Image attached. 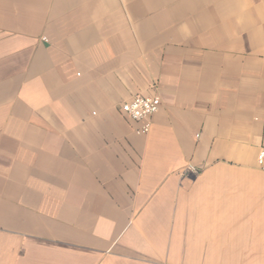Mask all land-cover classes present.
Returning a JSON list of instances; mask_svg holds the SVG:
<instances>
[{
  "label": "crops",
  "instance_id": "0c3cea01",
  "mask_svg": "<svg viewBox=\"0 0 264 264\" xmlns=\"http://www.w3.org/2000/svg\"><path fill=\"white\" fill-rule=\"evenodd\" d=\"M0 28V264H264V0H0Z\"/></svg>",
  "mask_w": 264,
  "mask_h": 264
},
{
  "label": "built area",
  "instance_id": "2783aa9c",
  "mask_svg": "<svg viewBox=\"0 0 264 264\" xmlns=\"http://www.w3.org/2000/svg\"><path fill=\"white\" fill-rule=\"evenodd\" d=\"M161 103V98L158 95L136 94L130 99L123 101L119 106V110L134 125L135 133L139 136H145L150 132L151 118L158 113ZM256 162L257 167L264 171V146L259 149ZM187 170L198 173L200 167L189 163Z\"/></svg>",
  "mask_w": 264,
  "mask_h": 264
},
{
  "label": "rangeland",
  "instance_id": "374dc122",
  "mask_svg": "<svg viewBox=\"0 0 264 264\" xmlns=\"http://www.w3.org/2000/svg\"><path fill=\"white\" fill-rule=\"evenodd\" d=\"M14 29H3L0 28V50H5L7 49V38H9L14 34L12 33ZM44 38V37H43Z\"/></svg>",
  "mask_w": 264,
  "mask_h": 264
}]
</instances>
